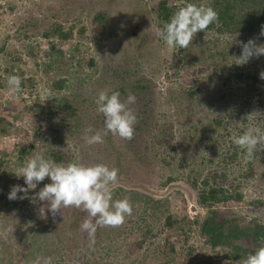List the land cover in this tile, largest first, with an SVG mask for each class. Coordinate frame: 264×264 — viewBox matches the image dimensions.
Here are the masks:
<instances>
[{"label": "rangeland", "instance_id": "rangeland-1", "mask_svg": "<svg viewBox=\"0 0 264 264\" xmlns=\"http://www.w3.org/2000/svg\"><path fill=\"white\" fill-rule=\"evenodd\" d=\"M215 1L216 7L221 5ZM186 4L0 0V118L10 124L6 134L0 133V190L5 195L0 198V264H33L37 257H51L52 264H243L228 246L212 248L199 225L210 209L218 212L226 230L251 220L264 223L263 156L253 160L252 175V161L233 143L250 127L264 132V114L248 117L254 110L264 112L259 75L264 56L237 65L235 57L242 51L238 42L247 41L215 30L196 33L186 49H169L158 35L166 24L159 6H176L175 13ZM191 4L211 7L212 0ZM98 13L106 15L103 22L94 20ZM54 24L71 36L46 37ZM260 32L261 26L250 39L264 44ZM12 75L21 79V92L15 95L7 85ZM144 84L150 88L149 123L135 132L136 138L122 140L109 133L103 144L87 145V128L93 129L89 135L105 128V117L96 110L99 92L124 90L144 103ZM119 93L125 101L128 95ZM38 155L65 166L118 169L113 201L128 198L132 215L120 227H99L90 247L80 227L87 215L73 207L55 217L47 211L40 215L46 203L31 197L50 178L30 190L29 198L9 200L13 185L26 187L15 171ZM193 179L197 184L190 183ZM217 186L234 198L210 207L200 194ZM168 218L172 226L166 224ZM137 227L153 230L144 237ZM140 241L141 247L131 245ZM233 244L251 254L258 250L252 237Z\"/></svg>", "mask_w": 264, "mask_h": 264}, {"label": "clouds", "instance_id": "clouds-1", "mask_svg": "<svg viewBox=\"0 0 264 264\" xmlns=\"http://www.w3.org/2000/svg\"><path fill=\"white\" fill-rule=\"evenodd\" d=\"M218 13L210 6L186 4L173 14L158 35L163 39L169 49L179 47L186 49L198 32H206L210 25L217 22ZM260 36H264V25L261 26ZM241 55L235 57L237 65H244L252 58L264 56V44H258L256 39H249L247 43L238 42ZM260 79L264 80V70L260 72ZM10 95L21 92V79L12 75L7 79ZM49 93L45 90L44 95ZM136 102V97L129 94L125 101L120 99V93L100 91L95 100L97 112L105 117V128L95 131L91 127L85 130L83 139L89 146L103 144V137L111 133L122 140H132L134 125L137 117L130 105ZM261 112L254 110L248 115L250 118H259ZM233 143L245 150L246 159L251 160L259 146L264 147V132L259 127H250L242 135L233 137ZM118 169L109 168L104 164L85 166L77 163L68 165L57 164L51 159L38 155L27 161L26 165L15 171L17 178L23 177L26 187L13 185L8 194L9 200H23L29 198L30 190L50 178V183L31 197L33 202H45L46 207H40L39 212L43 217L50 212L53 217L61 214L62 209L74 207L87 213L80 225L81 230L88 234L89 246L95 244V233L99 227H120L127 216L132 215V205L128 198L113 201V186L118 182ZM18 193H23L19 195ZM94 221V222H93ZM52 264V258H40L33 264ZM243 264H264V246L251 255H248Z\"/></svg>", "mask_w": 264, "mask_h": 264}, {"label": "trees", "instance_id": "trees-1", "mask_svg": "<svg viewBox=\"0 0 264 264\" xmlns=\"http://www.w3.org/2000/svg\"><path fill=\"white\" fill-rule=\"evenodd\" d=\"M187 3H191L192 0H185ZM220 2V6L216 7V1L212 0L211 7L218 13L219 19L217 22L213 23L209 26L207 30H215L218 33L222 34H228L229 36H235L240 35L244 41H248L252 36L253 33L258 29L259 26L264 25V0H217ZM176 10V6L174 8L169 9L167 6L160 5L159 6V14L160 18L164 19L165 22H169L168 20L170 13H174ZM106 15L104 13H98L94 20L98 22H103ZM71 31L64 32L63 27L60 24H54V26L51 28L49 32H45L46 37H51L54 35H58L61 39H68L71 36ZM55 48L54 45H52L51 50ZM62 84H59V87H61ZM141 88L146 90V93L144 94V97L148 99L147 102H142L143 98H140L141 96L136 97V102L133 107V111L137 117V123L134 125V137L136 138L137 131H142L143 128L149 123V112L146 109V106L149 105V100L151 98L148 97L147 90H150L149 85H141ZM121 92L124 94L129 95L132 92L126 93L124 90L117 89L114 92ZM111 94V93H110ZM133 94V93H132ZM105 123V120H103ZM7 126H10L9 123H7L4 119L0 118V133L6 134L8 131ZM263 128H264V121H263ZM136 132V133H135ZM132 139V140H133ZM263 149L260 147H257L253 158L251 159L252 163L250 165L251 167V174L254 173V164L253 160L258 158L260 155L261 161L264 163V155ZM137 154V153H136ZM135 154V155H136ZM138 155V154H137ZM141 155V154H140ZM139 155V156H140ZM1 156V155H0ZM2 168V161L0 160V170ZM249 172V173H250ZM216 178V175H214ZM260 179L261 181H264V169L260 173ZM173 178H170L166 183L169 181H172ZM190 183L197 184V180H189ZM208 180L204 181V184H206ZM208 184V183H207ZM201 197H203L204 201H208L206 204L210 207L212 204H215L217 202L222 201H228L230 199H233L234 196L232 195H226V191L221 186L217 187H211L207 191L203 190L201 192ZM243 196L242 194H238L237 198L241 199ZM0 198H5V195L0 190ZM147 199H149L147 197ZM145 204H148L147 201L144 202ZM159 202H155V206ZM72 210H75V212H81L84 215H87L86 212H83L79 209H76L73 207ZM78 216V215H76ZM79 217V216H78ZM149 217V216H148ZM148 217L145 218V222L147 223ZM166 221V224L169 226H172L171 219ZM94 222V221H93ZM199 224V223H198ZM139 228V227H137ZM152 228L148 227L145 228V230L139 228V232L143 233V236L146 237L149 233L152 232ZM199 232L202 235V237L206 238L207 243L212 247L216 248L218 246H228L230 249H232L233 254L231 256L235 257L236 259H243L245 260L248 255H251V250H242L240 246H236L233 243H235L237 240L242 239L244 237H252L254 244L256 246V250L262 246H264V223L258 221V220H251L250 224H232V226L229 229H225L224 224L218 220V212L216 210H211L209 215L204 218V220L199 225ZM158 234V233H157ZM156 236V234H155ZM143 241H140L136 244H131L132 246L137 245L138 247L142 246ZM172 250H175V246H172ZM90 251V249H89ZM243 251V254L241 256H238V253ZM188 255H193L192 250H189ZM65 259V258H64Z\"/></svg>", "mask_w": 264, "mask_h": 264}]
</instances>
